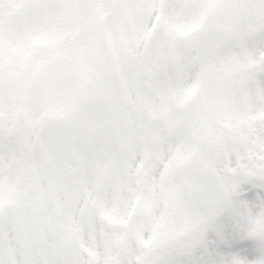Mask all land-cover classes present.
I'll return each mask as SVG.
<instances>
[{
	"label": "snow or ice",
	"instance_id": "1",
	"mask_svg": "<svg viewBox=\"0 0 264 264\" xmlns=\"http://www.w3.org/2000/svg\"><path fill=\"white\" fill-rule=\"evenodd\" d=\"M0 264H264V0H0Z\"/></svg>",
	"mask_w": 264,
	"mask_h": 264
}]
</instances>
